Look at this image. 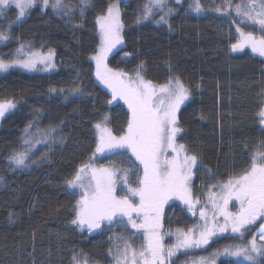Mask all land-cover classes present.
Returning <instances> with one entry per match:
<instances>
[{
	"label": "trees",
	"instance_id": "obj_1",
	"mask_svg": "<svg viewBox=\"0 0 264 264\" xmlns=\"http://www.w3.org/2000/svg\"><path fill=\"white\" fill-rule=\"evenodd\" d=\"M116 1L72 0L65 12L37 4L19 20L14 5L0 10V33L9 37L0 41V58L13 60L24 45V50L53 51L59 65L52 73H0V102L16 105L0 122V264H74V257L80 264L110 263L108 233L71 223L80 196L67 181L96 153V123L107 116L108 127L120 137L130 119L99 80L93 62L100 47L98 17ZM238 1L230 0L231 6ZM148 2H122V43L110 65L158 85L178 79L188 89L177 123L181 142L198 157L193 189L238 177L264 142L258 115L264 107V58L232 49L237 41L227 31V0H200L199 13L189 9L191 0H169L138 22ZM161 16L164 21L157 23ZM18 151L28 152L23 167L9 159ZM116 165L125 170L130 162L123 158ZM118 194L128 192L121 187ZM170 215V229L188 228L193 221L177 204L168 209ZM261 224L264 218L245 237L218 234L207 248L183 252L169 264H192L194 258L258 239ZM216 264L249 262L221 257Z\"/></svg>",
	"mask_w": 264,
	"mask_h": 264
},
{
	"label": "snow or ice",
	"instance_id": "obj_2",
	"mask_svg": "<svg viewBox=\"0 0 264 264\" xmlns=\"http://www.w3.org/2000/svg\"><path fill=\"white\" fill-rule=\"evenodd\" d=\"M14 3L18 9L17 19L23 18L28 10L36 5V0H0V5ZM87 2V0H85ZM42 8L49 6L56 11H62L68 6L63 0H42ZM165 0H149L143 8L139 20L148 19L152 15L153 7L163 8ZM231 7L230 0L224 5ZM192 10L199 13L203 11L200 0H193L190 6ZM258 9V10H257ZM219 11L220 9H216ZM70 11V9H69ZM173 11L169 9V12ZM81 14L83 11L81 10ZM232 14L231 12L229 13ZM235 15L243 18L246 23L259 26L264 32V0H248L246 4L235 5ZM101 33V48L96 55V75L112 89L113 98L120 97L126 101L131 115L127 124L125 134L116 137L112 130L107 127L108 117L96 123L95 128L99 132V139L96 146V153L114 152L116 150L130 151L143 167V178L139 181L141 187L133 189L132 194L139 197V205H133L127 198L115 196V171L110 168H95L91 164L83 165L75 177L67 181L71 188L79 187L82 190L81 198L77 201L78 211L72 224L88 231L98 229L105 220L111 222L113 218L122 219L128 217L134 229H144L147 244L144 250L137 253L131 250V264H136L137 256L143 264H168L169 258L179 249L200 248L208 245L209 241L217 233L231 232L237 237H245L257 220L264 218V142H260L257 150L250 156V166L242 174L234 179H229L221 186L222 195L219 202H214L219 215L223 217V225L217 227L215 219L209 226L207 223L199 231L198 236L191 232L177 231V243L172 248H165L160 234L161 209L163 204L172 196H178L191 207L192 201L188 199V181L192 176V169L197 162L195 155H183L180 153L184 145L175 146L176 134L180 131L177 125V111L180 104L188 98L186 89L178 79L169 81V85L156 86L150 81H145L139 72L135 77L109 69L104 63L107 54L117 45L122 43L119 3L110 5L106 15L98 17ZM164 21L161 16L157 23ZM241 33L242 39L232 45L233 50H240L245 46L251 48L255 53L264 56V36L257 39L252 33ZM9 37L0 33V41H7ZM17 54L24 53V45L16 49ZM26 59H17L6 62L0 59V71L6 72L14 65L25 69H35L38 62L45 64L47 68H54L51 53L41 56L37 53H24ZM129 55V54H126ZM54 91V89H53ZM162 94L166 99H161ZM16 107L15 103L0 102V118L5 113ZM261 122L264 123V107L258 113ZM29 125L25 132L28 133ZM49 131H55L50 129ZM38 142V141H37ZM25 143H28L26 140ZM165 147L172 148L176 153L171 160L161 159ZM95 155V153H94ZM28 157L27 151L15 152L9 159L18 167L25 166ZM233 197L239 201L240 208L236 213L228 211V203ZM142 214V223L137 224L131 219L132 213ZM200 215H205L201 210ZM258 231L259 243L255 236L244 243L231 245L224 248V254L234 257H243L249 264H264V224L260 225ZM129 251L125 247L121 253L123 264H129ZM214 253L211 259L201 257L197 264H215ZM74 264H80L73 258ZM118 264L120 261L118 260Z\"/></svg>",
	"mask_w": 264,
	"mask_h": 264
},
{
	"label": "rangeland",
	"instance_id": "obj_3",
	"mask_svg": "<svg viewBox=\"0 0 264 264\" xmlns=\"http://www.w3.org/2000/svg\"><path fill=\"white\" fill-rule=\"evenodd\" d=\"M70 1H72V0H63V4L66 5ZM123 1H125V0H119L118 1L119 9H120V19H121V23H122V28H121V33H120L121 36L123 34V22H122V2ZM168 1L169 0H165V5ZM177 1H179V0H177ZM51 2H52V0H50V4H51ZM247 2H248V0H239L237 3H235L234 5L229 7L227 12H226V15H227L226 26H227L228 34L230 36L234 35L237 43L242 39L241 33L238 30L237 25H239V29L243 30V33H245V34L246 33H252L253 36L257 39H260L262 36H264V32L260 31L259 26H253L250 23H246L243 20V18H238L235 15V5L240 4V3L246 4ZM41 3H42V0H36V5L37 4L41 5ZM114 3H117V1ZM114 3H112V4H114ZM192 4H193V0H191V5ZM10 5L15 6L14 3L10 2L8 5H0V10L5 9V8L9 7ZM48 8H51V7L49 6ZM154 8H156V7H153L152 11L154 10ZM158 8H160V7H158ZM189 9L192 10L191 7H189ZM66 10L67 9H64V10L59 11V12H65ZM230 12L232 13L231 15L229 14ZM106 14H107V12L104 15H106ZM98 29H99V36H100V47H99L98 52L93 57V62L95 64V68H96L95 57L99 53L100 48H101V44H102L99 21H98ZM120 46H121V43L117 44L107 54L106 59L104 61V63L107 65V67L109 69H112V70L118 71V72H120V71L113 68L109 63V60H110L111 55H113V53H115V51ZM243 49L249 50L251 53L260 56L258 53L253 52L251 50V48L248 46H245L244 48L240 49L239 51H241ZM29 52L37 53L41 56H47L51 53L52 63H54L55 67L54 68H47L44 63L38 62L35 69H25V68L20 67L18 65H14L13 67L9 68L6 72L13 70V69H20V70H23L26 72L40 71L42 73H52V72H55L58 70V67H59L58 61H57L55 53L53 51L24 50V53H29ZM24 53L17 54V56L13 60L26 59V56L24 55ZM260 57L264 58V56H260ZM123 58L128 59V58H130V55L124 54ZM0 59H2V58H0ZM13 60H10V61H13ZM5 61L10 62L7 60H5ZM0 73H5V72L0 71ZM129 77H135V75L129 76ZM99 80L103 83V85L107 88V90L113 96L112 89L109 88L108 85L105 84L100 78H99ZM174 81L175 80H173V82ZM180 83L182 84L181 81H180ZM152 85L156 86L157 89L159 88V86H163V85H158V84H154V83H152ZM164 85H169V83L164 84ZM188 93H189V91H188ZM158 95H160L161 99H166V97H164L162 94L158 93ZM189 98H190V94H188V98L186 100H184L182 104H180L179 109L184 105V103ZM115 99L120 101L126 107V109L129 112V116H130L131 112H130V109L128 108L126 101L120 97H116ZM6 113H8V111ZM1 120H2V118H0V122H1ZM107 127H108V124H107ZM176 127H178L180 129V131L176 134V137H175V146L179 150V145H183V143L180 140L182 130H181L180 126L178 125V123H177ZM97 135H98V139H99L98 130H97ZM113 135L116 136L115 134H113ZM180 155L181 156H183V155L191 156L194 154H191L188 151V149L186 148V146L184 145V149L181 151ZM174 156H176V153L173 152L172 148L165 147L162 151L161 159L162 160H164V159L171 160ZM123 158L130 162V166H128V169H125V170H122L121 168H119L116 165V163L123 160ZM87 164H91L95 168L113 169L115 171V176H114V179H115V186H114L115 187V196L117 198L127 197L132 202L133 205H139V203H140L139 197L134 196L132 194V190L138 189L139 187H141L139 181L143 178V167H142L140 161L137 160L135 158V156L131 154L130 151L116 150L114 152L95 153V155H93V157L90 159V161ZM197 167H198V157H197V162L192 169L191 179L188 181V185H187L188 189H189L188 199L192 201L191 207H189V205L186 204L184 202V200H182L178 196L174 195L170 199H168L166 203L163 204V207L161 209V221L160 222H161L162 227L160 228V234L163 237L162 243L166 249L172 248L177 243L176 233L178 230L182 231V232H186V233L191 232V234L193 236H198L199 231L204 227V225L206 223L209 226L212 225L213 218L215 219V224L217 225V227L223 225V223H224L223 217L221 215H219L218 209L214 206V202H217V203L219 202L218 198L222 195L221 186L223 184H225L229 179L225 182H222V183L208 185L207 187H205L204 190L202 188H199V186H198L197 190H195V189H193V184H194L195 171H196ZM234 178H236V177H233L231 179H234ZM121 187H124V190H127L128 195H123V196L119 197L118 190ZM72 189L75 190L81 198L82 190L79 187H75ZM173 204H177V205L185 207L193 215V217H192L193 221H192V223H190V227L170 229L169 218L171 217V215L167 216V211ZM227 207H228V211H230L232 213H236L239 211V208H240L239 201L233 197V199H231L229 201ZM201 210H203L205 213V215L203 217L200 215ZM77 211H78V207H77ZM131 219L133 221H135L137 224H139V223H142L143 216H142V214H138V213L133 212ZM127 221H128L127 216H124L122 219H118V218L114 217L113 221L109 222V221L105 220L104 222H102L100 228L92 230V232L105 231L108 233V237H109L110 243H111L110 263L109 264H118V260L120 261V264H123V260L121 258V253L123 252L125 247H128L130 249L128 255H129V264H131V259H130L131 258V250H135L137 253H139L140 251L144 250V248L146 247L147 240H146L145 230L144 229H134V228H132L131 223H129ZM84 229L87 230V227L85 226ZM218 234H222V233L218 232L217 235ZM210 242H211V240L209 241V244H210ZM257 242L259 243V237L257 239ZM209 244L201 246L200 248L179 249L174 253V255L172 257L169 258L168 264L170 261L174 260L179 254H182L183 252H186V251L192 252V251L202 250V249L207 248L209 246ZM212 257L210 255H208L207 257H203V258L211 259ZM221 257H227V258L235 259L237 261L248 262V261L244 260L243 257H234L231 255H226V254H224V251H222L221 253H219L218 255L215 256V264H216V259L221 258ZM199 259L194 258L192 264H197ZM83 264H90V263L87 261ZM136 264H143V262L139 258V256H137Z\"/></svg>",
	"mask_w": 264,
	"mask_h": 264
}]
</instances>
